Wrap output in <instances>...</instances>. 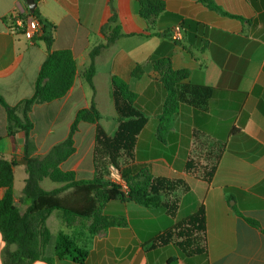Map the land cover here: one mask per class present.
<instances>
[{
  "label": "crops",
  "instance_id": "crops-1",
  "mask_svg": "<svg viewBox=\"0 0 264 264\" xmlns=\"http://www.w3.org/2000/svg\"><path fill=\"white\" fill-rule=\"evenodd\" d=\"M160 1L163 9L157 12L151 5L144 17L139 0H39L36 5L53 25L52 50L70 51L76 74L63 97L31 107L27 116L33 125L29 139L34 150L29 156L42 159L65 141L77 112L92 104L100 115L98 126L112 137L118 127L112 79L124 81L138 95L151 84L157 103L138 134L129 165L143 166L153 177L180 180L187 187L175 193L179 202L173 219L163 209L121 199L104 203L95 222L76 219L68 225L54 210L46 219L50 241L45 255L53 257L55 239L65 233L81 242L91 240L83 264H166L172 245L161 246L156 237L202 206L209 264H264V0H210L228 16L199 0ZM112 10L116 21L102 34ZM28 13L24 0H0V95L17 108L20 119V106L32 97L48 55L40 37L28 41L19 31L9 30L8 17ZM108 36L114 37L109 43ZM99 44L104 46L93 61L88 83L84 72L91 63L89 53ZM161 61L179 74L178 88H211L206 102L196 106L186 100L167 102L162 74L155 68ZM136 67L140 73L133 77ZM7 127V113L0 105V157L15 161L13 199L23 214L25 137L17 129L11 136ZM95 129L96 124L79 123L74 153L59 165L76 181L92 180L96 174ZM39 185L46 192L64 186L48 178ZM105 219L113 223L106 224ZM92 230L96 232L91 237ZM8 250L14 252L16 245ZM3 257L0 233V264ZM52 264L74 263L55 259Z\"/></svg>",
  "mask_w": 264,
  "mask_h": 264
},
{
  "label": "trees",
  "instance_id": "trees-1",
  "mask_svg": "<svg viewBox=\"0 0 264 264\" xmlns=\"http://www.w3.org/2000/svg\"><path fill=\"white\" fill-rule=\"evenodd\" d=\"M36 5L39 0H34ZM211 10L228 16L210 0H199ZM140 14L144 17L147 7L154 6L159 12L163 9L160 0H139ZM153 11L151 13L153 14ZM145 12V13H144ZM35 17L41 29L36 37L45 43L48 55L44 60L34 84V92L30 99L22 102L23 119L16 115L17 108L10 107L0 95V105L5 109L8 119V133L13 136L14 131L24 133V164L27 179L23 189L21 203L26 205L23 214L20 213L13 199V167L14 160H5L0 157V188L3 196L0 199V233L4 243L3 264H30L34 261H43L52 264L57 260H70L74 264H83L89 254L91 240L79 239L59 233L53 247V257H47L45 250L50 241V232L46 227V219L54 210L62 213V218L68 225L76 219L82 221L93 220L99 217V211L106 202L121 199L133 202L146 209H163L172 219L178 210V197L175 193L179 189L187 190L184 182L165 177H153L139 165H129L133 159L138 134L147 122V117L153 111L157 102L152 96L153 85L138 95L130 90L128 85L118 79L111 81L114 107L118 115V127L110 137L98 126L100 115L92 104L88 109L77 112L75 120L65 141L54 146L42 159L30 157L34 145L29 139L32 123L28 113L34 104L48 103L63 97L74 82L76 65L70 51H53V25L41 17L38 7L30 13ZM116 21V14L112 10L101 33L108 31L109 24ZM114 37L108 36L109 43ZM99 44L89 53L90 65L84 72L85 80L90 83L94 74L93 61L99 50ZM166 66V68H163ZM156 70L162 74V91L166 94L167 102L186 100L193 106L205 103L210 97L211 88L182 85L178 88V73L172 72L167 62L155 64ZM140 68L136 67L132 76L137 77ZM177 87V89H176ZM151 97L152 105H148L147 98ZM157 100V99H156ZM169 104V103H168ZM171 111L172 105L171 103ZM96 124L94 136L93 160L95 176L89 181H76L72 172H65L59 165L74 153L73 136L78 130V124ZM115 167L125 181L127 191L121 193L119 187L111 184L107 179L108 168ZM209 173L204 174V178ZM48 178L52 182L62 183L64 186L53 192H46L40 187V181ZM72 189L63 197L60 193ZM232 196H228L231 200ZM112 224L113 220H104ZM254 228L259 225L254 220L246 219ZM91 231V237L95 234ZM161 246L172 245L173 255L166 264H209L205 244L204 209L200 206L196 212L175 223L172 228L156 237ZM16 245V250L10 252L8 247Z\"/></svg>",
  "mask_w": 264,
  "mask_h": 264
},
{
  "label": "built area",
  "instance_id": "built-area-1",
  "mask_svg": "<svg viewBox=\"0 0 264 264\" xmlns=\"http://www.w3.org/2000/svg\"><path fill=\"white\" fill-rule=\"evenodd\" d=\"M10 32L13 34L19 31L21 35L28 41H32L40 32L41 25L39 21L30 15V13L24 16L8 17L6 20ZM174 37L179 38V31H176ZM106 179L111 183L119 187V190L126 193L127 187L125 181L121 178L119 171L110 166L108 168V175Z\"/></svg>",
  "mask_w": 264,
  "mask_h": 264
},
{
  "label": "water",
  "instance_id": "water-1",
  "mask_svg": "<svg viewBox=\"0 0 264 264\" xmlns=\"http://www.w3.org/2000/svg\"><path fill=\"white\" fill-rule=\"evenodd\" d=\"M26 6H27V9L28 11L31 13L35 10L36 8V3L34 0H24ZM230 204H233V201L230 202Z\"/></svg>",
  "mask_w": 264,
  "mask_h": 264
}]
</instances>
